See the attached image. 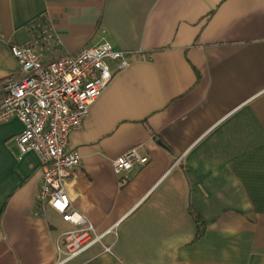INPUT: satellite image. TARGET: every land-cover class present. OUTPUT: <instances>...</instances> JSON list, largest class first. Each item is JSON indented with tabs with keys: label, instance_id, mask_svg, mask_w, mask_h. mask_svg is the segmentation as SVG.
Masks as SVG:
<instances>
[{
	"label": "crops",
	"instance_id": "0c3cea01",
	"mask_svg": "<svg viewBox=\"0 0 264 264\" xmlns=\"http://www.w3.org/2000/svg\"><path fill=\"white\" fill-rule=\"evenodd\" d=\"M49 25L43 59L109 43L135 55L113 73L69 148L65 182L101 242L65 260L75 227L37 202L42 161L0 125V264H264V0H0V96L12 45ZM137 148L150 163L117 175ZM203 218L206 233L188 211Z\"/></svg>",
	"mask_w": 264,
	"mask_h": 264
},
{
	"label": "built area",
	"instance_id": "2783aa9c",
	"mask_svg": "<svg viewBox=\"0 0 264 264\" xmlns=\"http://www.w3.org/2000/svg\"><path fill=\"white\" fill-rule=\"evenodd\" d=\"M33 31L29 44L11 47L19 74L4 82L0 125L13 118L23 124V132L16 138L21 154L34 151L42 161L43 182L37 202L51 207L75 227L63 234L64 250L59 247L60 255L70 260L102 240L86 217L73 208L65 189L66 180L82 165L79 153L69 148L70 136L82 129L90 106L112 80L108 62H118L123 69L135 55L114 50L109 43L102 42L86 46L76 55L45 62L43 51L53 49L59 42L49 25L37 22ZM149 163L150 159L134 148L114 159L112 166L117 175H125L135 165L145 167Z\"/></svg>",
	"mask_w": 264,
	"mask_h": 264
},
{
	"label": "trees",
	"instance_id": "16d2710c",
	"mask_svg": "<svg viewBox=\"0 0 264 264\" xmlns=\"http://www.w3.org/2000/svg\"><path fill=\"white\" fill-rule=\"evenodd\" d=\"M188 211L195 221L197 227V239H199L202 236H204V234L206 233L207 230L206 224L203 218L198 214V212L195 209H193L192 206L188 207Z\"/></svg>",
	"mask_w": 264,
	"mask_h": 264
}]
</instances>
